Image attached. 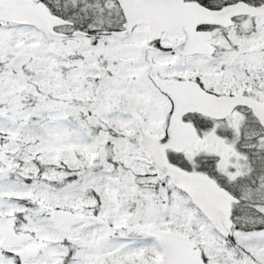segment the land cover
Listing matches in <instances>:
<instances>
[{
    "label": "snow or ice",
    "instance_id": "6c2138e0",
    "mask_svg": "<svg viewBox=\"0 0 264 264\" xmlns=\"http://www.w3.org/2000/svg\"><path fill=\"white\" fill-rule=\"evenodd\" d=\"M0 264H264V0H0Z\"/></svg>",
    "mask_w": 264,
    "mask_h": 264
}]
</instances>
